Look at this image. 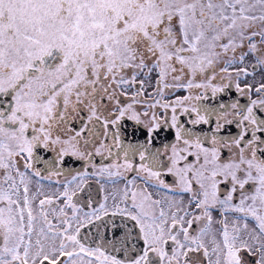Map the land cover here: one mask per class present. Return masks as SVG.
I'll return each instance as SVG.
<instances>
[{"label":"snow or ice","instance_id":"6c2138e0","mask_svg":"<svg viewBox=\"0 0 264 264\" xmlns=\"http://www.w3.org/2000/svg\"><path fill=\"white\" fill-rule=\"evenodd\" d=\"M0 264H264V0H0Z\"/></svg>","mask_w":264,"mask_h":264},{"label":"flooded vegetation","instance_id":"af4514ba","mask_svg":"<svg viewBox=\"0 0 264 264\" xmlns=\"http://www.w3.org/2000/svg\"><path fill=\"white\" fill-rule=\"evenodd\" d=\"M257 79H259V77H257ZM179 95H183V93H179ZM96 162L97 163L100 162V158L99 157L96 158ZM107 162L108 161H105V163H107ZM77 167H79V165H77ZM168 179L171 180L170 177ZM89 184H90V187H89L88 191H91V192L97 194V199H100L102 197V193H98V187L99 186L94 181H90ZM108 190L111 191L112 189L109 188Z\"/></svg>","mask_w":264,"mask_h":264}]
</instances>
